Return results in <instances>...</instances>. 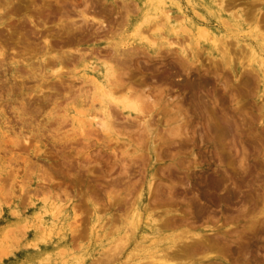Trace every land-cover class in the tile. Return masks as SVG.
<instances>
[{
  "label": "rangeland",
  "instance_id": "obj_1",
  "mask_svg": "<svg viewBox=\"0 0 264 264\" xmlns=\"http://www.w3.org/2000/svg\"><path fill=\"white\" fill-rule=\"evenodd\" d=\"M215 1L0 0V264H264V0Z\"/></svg>",
  "mask_w": 264,
  "mask_h": 264
},
{
  "label": "bare ground",
  "instance_id": "obj_2",
  "mask_svg": "<svg viewBox=\"0 0 264 264\" xmlns=\"http://www.w3.org/2000/svg\"><path fill=\"white\" fill-rule=\"evenodd\" d=\"M157 1V0H156ZM215 1V0H214ZM216 2V1H215ZM214 2V3H215ZM216 4V3H215ZM217 4H218V6H219V8H220V10L221 11H224L225 9H226V7H225V5H224V7H223V0H219V2H217ZM163 6V5H162ZM215 6H217V5H215ZM238 7V6H237ZM229 9V8H228ZM235 9V8H234ZM231 10V9H230ZM146 11V10H145ZM217 11V10H216ZM244 12V11H243ZM184 13V12H183ZM220 13V12H219ZM247 13V12H246ZM162 14H163V19H164V21L166 22V23H170V21H171V15L167 12V13H163V11H162ZM217 14V13H216ZM196 16H197V14H195ZM186 16V15H185ZM199 16V15H198ZM197 16V17H198ZM236 16V15H235ZM235 16H233V17H235ZM238 17V20L240 21V22H242V20H244V19H242V15L240 14V15H238L237 16ZM200 18V17H199ZM249 18V17H248ZM179 19V18H178ZM200 19H202V17L200 18ZM187 20V19H186ZM228 21H229V26H232V27H234V25H233V19L232 18H228ZM84 22V21H83ZM223 22V21H222ZM263 22V21H262ZM204 24V23H203ZM227 24V25H228ZM258 24V23H257ZM262 24V23H261ZM160 25V24H159ZM203 28V27H202ZM201 29V28H200ZM190 30L191 29H189V33L191 34V38H193L192 37V33L193 32H190ZM191 31H193V30H191ZM197 31V30H196ZM148 32V31H147ZM198 34H199V38L200 39H202L203 41H205V42H209V40H210V42H211V44L210 45H212V48H214V50L215 49H217V50H220L218 47H220L219 45H221V44H219L220 43V41H221V38H219V36H217L216 35V33H214V32H212V33H209V31H208V29H202V30H200V31H198ZM46 37V36H45ZM261 37V36H260ZM264 37V36H263ZM151 40V39H150ZM264 40V39H263ZM262 40V41H263ZM44 41H46V40H44ZM170 41V40H169ZM261 41V42H262ZM48 42V41H47ZM223 42H224V40H223ZM225 43V42H224ZM263 43V46H264V41L262 42ZM169 44V43H168ZM223 44V43H222ZM227 44V43H226ZM50 45V44H49ZM171 45V44H170ZM209 45V46H210ZM249 45V44H248ZM248 45H245V47L246 46H248ZM262 45V44H261ZM165 46V45H164ZM222 46V45H221ZM223 46H224V44H223ZM256 47H258V46H256ZM256 47H252V46H249V54L253 57V59L254 60H256V62H255V64L257 65V66H261V68H262V70H264V68L262 67V64H264V49L262 48V46L259 48H256ZM181 48H183V47H181ZM224 48V47H223ZM222 47H221V50L223 49ZM49 49V48H48ZM246 49H247V47H246ZM220 50V51H221ZM224 50V49H223ZM227 51V50H226ZM225 51V52H226ZM246 53H248V52H246ZM228 55V54H227ZM251 57V58H252ZM109 59V58H108ZM60 61V60H59ZM258 61V62H257ZM112 69V68H111ZM93 71V68L91 69V72ZM264 72V71H263ZM109 74V73H108ZM264 74V73H263ZM263 74H262V72H261V79L263 80ZM118 76V75H117ZM111 77V76H110ZM109 77V78H110ZM114 77V76H113ZM44 78V77H43ZM108 78V77H107ZM92 82L93 83H95L96 84V89H97V91H98V93H96L97 94V98H99L102 102H101V108H102V115H101V117L99 118V117H97V116H90V115H88V116H86V117H81V116H79V117H75V119H74V122H76V123H79V125H80V127L83 129V128H85V126L87 125V127H89V126H93L94 124H97V123H95V122H98V127H102V128H106L105 127V125H106V122H107V119H108V122H110L111 120H109L110 119V113H108V110H111V109H108V107H109V104L111 103H113L114 105H118V106H120L121 107V110H124V111H126V112H139L138 110H140L139 109V107H138V105H137V102H139V101H137L136 103H135V101H136V98L134 99L135 101L133 102V101H130L128 98L130 97H126V96H122V95H116L115 93H114V90L112 91L111 89H108L106 86H105V84H103L102 82L100 83V82H97L93 77H92ZM116 80V79H115ZM107 82H109V81H107ZM111 82V81H110ZM105 83V82H104ZM115 83V82H114ZM110 84H112V83H110ZM95 90V89H94ZM121 94V93H120ZM131 94V93H130ZM129 95V94H128ZM132 96V95H131ZM130 98H132V97H130ZM98 99V100H99ZM100 100H99V102H100ZM94 101V100H93ZM141 101V100H140ZM110 104V105H111ZM144 105V104H143ZM140 106L142 107V105L140 104ZM112 107V106H111ZM110 107V108H111ZM141 112V111H140ZM99 113V112H98ZM109 114V115H108ZM76 116V115H75ZM78 116V115H77ZM109 117V118H108ZM112 118V117H111ZM73 122V121H72ZM73 122V123H74ZM107 122V123H108ZM75 123V124H76ZM111 124V123H110ZM109 124V125H110ZM108 129V128H107ZM110 130V129H109ZM173 130V129H172ZM170 218V217H169ZM169 218H168V221H169ZM174 218V217H173ZM171 219H172V217H171ZM159 221V220H158ZM167 221V220H166ZM175 221V220H174ZM174 221H172L171 220V222H174ZM182 221V220H181ZM187 221V220H186ZM178 222V221H177ZM183 222V221H182ZM163 223V222H162ZM167 223V222H166ZM176 223V222H175ZM178 224V223H177ZM164 224H162V226H163ZM161 226V225H160ZM166 227V226H165ZM168 227V226H167ZM166 227V228H167ZM153 228V227H152ZM161 228V227H160ZM158 229V228H157ZM171 229H173L172 227H171ZM155 232V231H154ZM195 234V233H194ZM214 235V234H213ZM212 235V236H213ZM219 235V234H218ZM217 236V235H216ZM215 235H214V237H216ZM193 237H195L196 239H197V241L199 240L200 241V239H201V241L203 240L202 239V236H198V235H194ZM205 237V236H204ZM194 238V239H195ZM210 238V237H209ZM218 238V237H217ZM216 238V239H217ZM171 239H173V238H171ZM185 239H187V238H185ZM192 239V238H191ZM195 239V240H196ZM221 239V238H220ZM219 239V240H220ZM194 240V242L195 243H197L196 241ZM214 240V239H213ZM173 241V240H172ZM180 241V240H179ZM193 241V240H192ZM204 241V240H203ZM216 241V240H215ZM214 242V241H213ZM217 242V241H216ZM178 243V242H177ZM190 243V242H189ZM205 243V242H204ZM203 243V244H204ZM207 243H209L208 241H207ZM173 245V244H172ZM175 245V244H174ZM187 245H189V244H187ZM195 245H200V244H195ZM214 245V244H213ZM179 246V245H178ZM218 246V245H217ZM187 247V246H186ZM205 247V246H204ZM219 247V246H218ZM222 247V246H221ZM193 248L195 249V247L193 246ZM216 248V247H215ZM171 249V248H170ZM169 249V250H170ZM206 249V248H205ZM212 249V248H211ZM217 249V248H216ZM176 250V249H175ZM165 251V250H164ZM172 251V250H171ZM188 251V250H187ZM186 251V252H187ZM191 251H193V249L191 250ZM184 252V251H183ZM200 252H202L201 250H200ZM173 253V252H172ZM188 253V252H187ZM191 253V252H190ZM190 253H188V255L190 254ZM180 254V253H179ZM179 254H176V255H178L179 256ZM203 254H204V252H203ZM195 255V254H194ZM194 255H193V257H194ZM201 255V254H200ZM199 255V256H200ZM206 255H208V254H206ZM211 255V254H210ZM168 256V254L167 253H165L164 252V254H163V252L162 253H159V259L160 260H166L167 258H169V257H167ZM169 256H171V255H169ZM172 256H174V255H172ZM181 256V255H180ZM182 256H184V255H182ZM181 256V257H182ZM198 256V257H199ZM205 256V255H204ZM203 256V257H204ZM186 257V256H185ZM195 257H197V255L195 256ZM194 257V258H195ZM179 258V257H178ZM173 259H174V257H173ZM172 259V260H173ZM188 259H189V257H188ZM168 260V259H167ZM163 261V263H166V262H164ZM157 262H159V264H160V262L161 261H157ZM169 262V261H168ZM211 263V262H210ZM209 263V264H210ZM151 264V263H150ZM158 264V263H157ZM172 264V263H171ZM192 264V263H191Z\"/></svg>",
  "mask_w": 264,
  "mask_h": 264
}]
</instances>
